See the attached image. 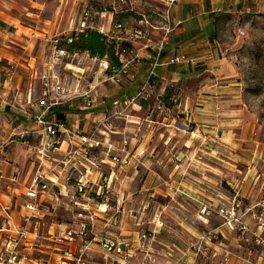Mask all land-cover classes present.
<instances>
[{
	"label": "crops",
	"instance_id": "1",
	"mask_svg": "<svg viewBox=\"0 0 264 264\" xmlns=\"http://www.w3.org/2000/svg\"><path fill=\"white\" fill-rule=\"evenodd\" d=\"M110 3L111 0L103 6ZM134 3L137 6L136 0ZM144 5L151 11L164 7L160 0L146 1ZM241 5L248 12L250 9L264 10V0H179L172 10L174 31L171 40L165 44L147 94L144 98H136L121 115L117 112L122 108L114 102H129L137 96L151 73L154 51L143 50L141 59L130 66L129 74L120 84L109 80L108 72L99 60L87 53L71 55L62 62L65 91L60 100L63 104L52 107L47 119L61 122L71 131L83 134L90 133L98 121L110 118L114 130L108 138L118 146L127 141L126 148L139 154L142 161L139 167L149 176L146 181L149 186L140 190L134 185L139 167L136 169L132 165L125 172H113L102 161L104 155L100 152L95 153L94 165L86 158H80V164L91 166L96 180L101 173L106 176L115 196V204H110L99 213L94 232H110L132 240L138 246L141 234L155 230L151 242L153 264H203L204 260L208 264H224L225 249L233 254L227 264H248L243 258L248 256L250 247L241 245L237 232L223 225L222 218L217 214L210 217L208 225L199 224L195 228L190 225L195 222L196 211L203 202L214 206L228 205L237 191L243 200V210L253 209L256 203L264 200L263 125L252 118L248 105L242 102L241 89L231 79L230 64L218 57L220 44L216 43L211 28L214 16H219L225 8L235 10ZM17 7L11 0H0V70L5 72L9 66L15 69L11 80L6 77L8 73H4L0 87V222L1 217H5L3 208L9 207L13 223L22 225L26 213L25 191L39 168L41 158L38 150L42 143L35 117L45 107L39 102L43 98V84L38 74L44 72L50 75L54 71L50 62L53 49L50 40L55 35L69 33H52L45 28L32 31L14 13L13 9ZM86 7L90 6L86 5L83 9ZM123 14L124 21L127 15ZM98 21L109 24L107 19L99 18ZM136 22L135 19L132 25ZM76 27L77 24L71 28L72 33ZM161 34L162 30L158 28L151 32L150 37L157 42ZM139 43L129 41L128 44L139 47ZM181 53L192 62L167 64L168 58ZM97 81H101L98 85L100 96L88 108L82 93L90 90ZM35 82L38 98L33 101L30 93ZM172 87L180 89L179 95L170 91ZM164 90L167 91L165 94ZM163 94L173 102V109L167 114H154L152 119L158 130L152 134L146 122L151 112L148 110L149 103L152 100L155 108V99ZM54 96L51 94L47 101L54 100ZM13 104L21 105L22 110H17ZM140 124L143 132L138 134L136 127ZM28 132L31 134L27 135ZM169 149L176 151L172 154ZM66 150L64 142L50 151L49 159H44L45 167L63 157ZM154 162L163 166L165 177L170 176L162 184H153L155 175L160 177L162 174L151 173L153 169L150 167ZM167 165H171L170 172L164 171ZM54 176L57 184L53 192L46 196L45 203L55 205V208L43 221L44 230L65 224L75 225L72 221L73 196L67 190L66 173L55 171ZM170 184L192 199L182 193L174 194L169 189ZM151 196L166 198L169 202L162 203L174 207L176 216L173 218L181 231L176 243L170 244L166 236L161 238L169 228L163 221L161 227L156 226L154 220H143L150 207ZM140 205L143 206L142 212L139 211ZM62 212L66 220L59 218ZM244 220L254 233L264 236V230L257 228L251 213L245 215ZM213 228L218 229L220 239L196 255L201 235ZM258 249L253 250L250 257L256 264H264V256ZM94 257L97 261L102 260L101 253ZM144 260L145 254L135 250L124 263L146 264Z\"/></svg>",
	"mask_w": 264,
	"mask_h": 264
},
{
	"label": "built area",
	"instance_id": "2",
	"mask_svg": "<svg viewBox=\"0 0 264 264\" xmlns=\"http://www.w3.org/2000/svg\"><path fill=\"white\" fill-rule=\"evenodd\" d=\"M134 1L111 0L109 6H101L100 10L95 11L91 7H86L80 12L77 27L73 31L76 34L86 31H99L107 36L109 41L116 43L115 55L120 61L119 66H111L107 56L103 58L92 57L99 60L103 69L108 72V79L116 84H120L125 76L129 74L130 66L141 59L143 50L154 51L155 61L151 73L149 78L142 84L137 96L129 102H114V105L122 108L120 112H117L118 115L125 113L136 98H144L147 94L146 91L150 87L154 71L160 64L159 59L166 46L165 44L171 40L174 31L172 10L179 0H160L164 7H157V9L151 11L152 15L137 13L140 18L135 25L117 21L116 16L118 14L129 11L136 12L137 6ZM154 16L156 19H153ZM99 18L107 19L109 24H101L98 21ZM154 22L157 24L156 27ZM158 28L162 30V34L155 42L151 39L150 34ZM65 35H55L50 40L53 48L50 62L54 71L50 75L44 72L38 74L43 84L41 92L43 98L39 102L45 107L35 117L37 126H39L37 132L42 143L41 148L38 150V155L41 157L40 164L33 180L25 191L24 207L26 213L23 217V224H14L9 215L10 208H3L5 217H1L0 222V264H125L124 261L135 250L145 254L144 262L146 264H153L151 242L155 237V230L141 234L138 246L132 240L117 237L110 232H102V234L94 232V225L99 219V213L105 211L110 204H113L115 196L103 173L100 174L99 180H96L91 166L80 164V158H86L91 165H94L95 153L100 152L104 155L102 161L107 163L113 172H125L132 165L136 169L142 165L139 154L128 151L126 148L127 141L124 142L123 146H118L108 138L109 133L114 130L110 118L98 121L90 133L83 134L71 131L61 122L47 119L52 107L63 104L60 96L64 93L65 87L61 65L65 59L71 56L67 48L62 45V37ZM66 41L68 43L73 42V37L66 38ZM129 41L131 43H141L138 44L139 47H135L129 45ZM190 62H192V59L181 53L168 58L167 64L182 65L190 64ZM6 72L8 73L6 77L11 80L12 75L15 74V69L13 66H9L5 72L0 70V87L2 85L1 79ZM100 83L101 81H97L90 90L82 93L86 107L91 108L96 103L100 96L98 91ZM51 94L55 95L54 100L48 102L47 98H50ZM30 95L33 101L38 98L36 82L32 85ZM13 106L17 110H22L21 105L13 104ZM156 111L167 114L170 109L164 107L163 102H160L148 114L146 122L152 134L158 130L156 122L152 119ZM142 128L143 126L140 124L136 133H140ZM30 134L27 133V135ZM64 142H66L67 150L64 152L63 157L56 160L52 165L45 167L44 159H49L50 151L59 148ZM55 171L66 173L67 190L73 196L72 221L75 225L65 224L59 225L55 229L44 230L43 221L55 208V205L45 203L46 196L53 192L54 186L57 184V179L54 176ZM169 189L174 194L182 193L192 199L172 184H170ZM55 200L58 202V198H55ZM242 205L243 200L240 198L238 191L228 205L214 206L203 202L196 211L195 222L190 223V225L193 228L198 227L199 224L208 225L210 217L217 214L222 218L223 225H227L237 232L239 243L250 247L248 256L244 257L243 260L248 264H256L250 259V255L253 250L259 248L260 255L264 256V236L254 233L249 224L245 222L244 217L251 213L257 228L264 230V200L259 201L253 209L249 210H243ZM177 215L180 214L177 213ZM156 216V226L162 227L161 216ZM219 239L218 229L213 228L204 231L199 243L196 245V255H199L204 247L213 246ZM97 253L102 255L101 261L95 260L94 255ZM232 256L233 254L225 249L222 258L223 263L230 262ZM203 264H208V261L204 260Z\"/></svg>",
	"mask_w": 264,
	"mask_h": 264
},
{
	"label": "rangeland",
	"instance_id": "3",
	"mask_svg": "<svg viewBox=\"0 0 264 264\" xmlns=\"http://www.w3.org/2000/svg\"><path fill=\"white\" fill-rule=\"evenodd\" d=\"M136 1V12H126L125 23L132 24L135 19L137 21L140 18V15L137 13L152 15L151 8L149 9V7L144 5V2L154 0ZM11 2L15 6H18L13 11L16 16L21 18V23L32 31H41L45 28L52 33L67 32L71 34V28L77 24L83 7L87 5L94 11L100 10L101 6L109 4L110 0H11ZM211 28L214 30L216 43L220 44L218 57L223 58L230 64L231 70L229 72L233 74L231 79L241 89L242 102L248 105L252 118L259 124H262L264 129V10L250 9V12H248L244 5L235 8V10L225 8L219 13V16H214L211 19ZM26 31L32 33L29 30ZM172 88L170 91L173 94L179 95L180 89H176V87ZM166 92L164 90V94ZM164 94L159 99H155V108L160 102H163L164 107L172 110L174 104L169 100V97H164ZM149 104L148 110L152 111L154 109L153 101L151 100ZM136 130H138V126ZM142 132L143 130L140 133ZM169 150L171 151V149ZM175 151L174 149L171 153L173 154ZM162 167L157 165L156 162L151 165L150 168L153 169L152 174L157 173L160 175L159 172L162 173L160 177L155 175L156 178L153 184L154 182L156 185L162 184L163 180H167L170 177L163 175ZM138 170L139 173L134 185L136 188L142 190L143 187L147 188L149 186V183H146L149 176L140 167ZM164 171L170 172L171 165H167ZM164 199L166 198L161 199L157 196H151L149 198L151 204L143 215V220L149 219L155 222L157 221L156 215H160L161 220L169 227L161 238L166 236L170 240V244H174L178 240V235H180L181 231L178 228L176 219L173 218V216H176L174 215V207L171 204L166 203L169 205L167 206L162 203L169 202L168 199ZM140 206L141 209L139 211L142 212L143 206ZM63 216L62 212L59 218L66 220ZM141 226H143L142 223ZM250 259L253 258L250 257Z\"/></svg>",
	"mask_w": 264,
	"mask_h": 264
},
{
	"label": "trees",
	"instance_id": "4",
	"mask_svg": "<svg viewBox=\"0 0 264 264\" xmlns=\"http://www.w3.org/2000/svg\"><path fill=\"white\" fill-rule=\"evenodd\" d=\"M122 19V14L116 16L117 21H123ZM68 37H73V42L68 43L66 41V38ZM62 40V45L67 48L68 53L71 55L75 53H88L91 57L103 58L107 56L111 62V66L120 65V61H118V58L115 55L116 43L109 41L108 37L99 31H86L80 32L79 34L71 33L63 36Z\"/></svg>",
	"mask_w": 264,
	"mask_h": 264
}]
</instances>
